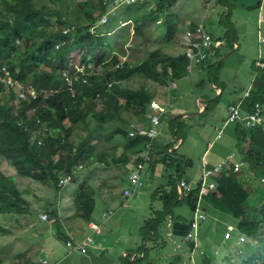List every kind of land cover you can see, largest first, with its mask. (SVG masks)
<instances>
[{
	"label": "trees",
	"instance_id": "1",
	"mask_svg": "<svg viewBox=\"0 0 264 264\" xmlns=\"http://www.w3.org/2000/svg\"><path fill=\"white\" fill-rule=\"evenodd\" d=\"M90 1L98 6L86 8L79 2L72 6L70 0H0L5 8L0 9V69L6 66L25 87L32 86L38 91L48 89L35 98L27 95L19 99L15 90L7 89L0 82V157L19 175L52 184L58 191L61 177L73 174L76 165L83 166L76 174L84 168L107 167L115 162L119 147L124 151L135 148L139 155L136 161L142 159L141 145L143 143L145 148L144 141L148 139L141 134L130 136V132L149 124L150 103L159 98L145 83L131 88L126 85L128 80L140 76L165 85L166 78L171 81L188 74V62L183 53L172 55L162 51L163 46L176 39L180 30L178 22L166 16L157 38L152 36L153 29L146 23L159 21L164 11L174 10L175 0H157V6L142 16L137 10L146 9L145 4L123 7L125 25L110 29L107 23L105 34L98 32L96 26L104 10L101 0ZM78 12L83 22H75ZM134 20L138 21L135 26ZM131 28L134 37L140 40L139 45L131 49L142 50L145 55L133 62L126 61L120 67L122 53L115 50L120 41L122 45L127 44ZM77 45L79 64L86 68L84 73L78 72L74 56L69 55ZM255 66L257 72L246 91L247 96L229 103L230 106L241 102L243 115L255 111L257 104H264V59L256 60ZM64 73L71 78V83ZM209 107L208 104L204 112ZM234 123L237 150L244 155L242 160L248 162L250 171H234L230 167L213 172L209 180L215 187L208 188L206 193L202 191V166L196 181L190 176L185 179L192 184L190 190L182 187V193L179 192L178 180L182 178L179 175L191 163L190 160L173 163V155H178L179 150L174 147L180 137L175 135L177 141L164 147L162 160L151 162L153 167L158 162L166 169L175 166L178 173L177 179L170 180V187L159 186L154 192L164 202L162 216L157 220L158 223L162 219L165 224L169 222L170 236L186 243L191 264L194 263L191 253L196 244H200V226L210 219L214 221L212 229L224 228L223 246L236 233H239V242H245V253L236 257L229 253L227 264H264V131L261 127L249 128L244 119ZM73 125L81 127L77 139ZM118 136L124 138L123 143ZM245 145L248 149L243 153ZM212 161L208 159L207 169H214L221 160ZM86 182L87 178L83 179L72 194L75 213L64 217L56 208L51 213L60 236L64 237L61 232L66 226L64 219L82 218L88 223L94 214L97 190ZM28 205L14 177L0 169V214L25 210ZM183 205L188 206L191 218L173 215V208ZM222 213L233 216L236 222L232 224L227 218L221 223ZM69 228L71 230L72 226ZM153 234L155 237L154 229ZM201 251L198 264H219L205 249ZM217 252L218 249L213 253ZM145 256L146 253L142 258ZM140 259L137 256L135 261Z\"/></svg>",
	"mask_w": 264,
	"mask_h": 264
},
{
	"label": "rangeland",
	"instance_id": "2",
	"mask_svg": "<svg viewBox=\"0 0 264 264\" xmlns=\"http://www.w3.org/2000/svg\"><path fill=\"white\" fill-rule=\"evenodd\" d=\"M152 1L143 3L146 9H138L137 14L145 15L148 10L156 7L157 5ZM77 2L86 8L98 6L93 5L90 0H70L72 6H75ZM258 3L259 0L258 2L257 0H211L210 6L205 8L201 6V0H175V9L164 11L161 20L146 22L153 29L154 38H157L163 29L162 21L167 18L166 16L178 22L179 33L176 39L162 47L164 53L182 54L181 40L183 41L184 34L197 24H203L211 34L215 47L210 61L204 66H196L191 73L180 79L170 81V78H164L170 81L168 84L165 82V85H162L140 76H133L126 83L131 88L145 83L155 92L154 94L159 96H156L157 98L164 101L167 100L168 85L172 81L178 84V87L171 91L173 95H176L175 108L168 107L162 116L160 134L153 141L152 160L146 163L142 170L143 185L139 187L135 195L130 197L128 206L122 205L124 201L122 193L129 184L127 175L133 169L137 159L138 153L133 150L124 151L122 147H119L114 156L116 160L112 161L111 165L96 166L90 170L84 168L76 174V178L61 187L60 191L56 190L52 184H44L19 175L4 158L0 157V169L6 175L14 177L18 188L29 203L25 210L0 214V264H32L33 262L43 264V258L48 259L49 264H77L75 259L81 256L90 260L93 257L97 258L94 259V264H171V262L191 264L188 260L186 243L165 232L167 229L165 227L170 223L165 226V220L162 219L159 223L157 220L162 216L164 202L154 195V192L159 186L170 187V180L177 179L178 173L175 166L173 169H166V166L157 169L153 167V164L151 166V162H156L160 156H165L164 147L170 143L173 144L177 141V137H180L182 141L179 140L178 155H173L175 158L173 163H182L183 160L184 162L190 160L191 163L184 168V173L179 175L182 177L178 180L179 185L180 180L189 176L196 181L201 166L204 167V160L207 158L215 162L219 159L224 161L227 158L230 159L233 152L236 156L239 155L240 160L244 158L236 146V124L227 122V118L229 103L234 96L243 93L244 88L252 84L257 72L255 62L264 59V16L262 21H259V13L262 17L264 10L258 7ZM0 9H5L2 3H0ZM123 11V7L116 9V16H112L109 22L110 29L125 25ZM130 14H133V11ZM74 20L77 23L80 20L83 22L79 12L76 13ZM137 23L138 21L134 20L132 24L135 26ZM105 27L106 25L98 26V32L107 33ZM130 33L131 37L127 44L122 45L120 41L115 51L122 53L120 58L125 57L127 61L133 62L144 57L145 54L142 50L131 49L139 45L140 40L134 37L133 28ZM238 45L241 47L238 48ZM78 51L77 45L69 55L72 54L73 62L79 64ZM217 86L223 90L220 96L216 92ZM199 100L210 106L204 113L198 111ZM149 114L150 111L148 116ZM73 130L74 137L77 139L81 127L73 125ZM117 138L120 139V143H123L124 138L119 136ZM141 147L140 152L143 155L145 151L143 143ZM244 147L243 153L248 149L247 145ZM230 161L236 162V160ZM241 169L245 172L250 171L247 161ZM85 178H87L86 183L97 190L96 208L91 220L105 227L107 236L114 243L113 248L104 252L102 258L99 248L91 249L89 254L68 248L66 238L57 233V227L51 218L54 208L59 209L60 215L64 217H69L76 212L72 194ZM123 178L124 181H121ZM43 213L48 214L47 221L42 220ZM178 214L188 218L191 216L187 205L174 207L173 215ZM222 215L224 219L221 223L226 222L227 218L232 220V224L236 222L233 216L223 213ZM63 223L68 228L74 224L81 225L78 228L77 241L82 240L90 232L95 242L89 243V246L96 247V243L101 242L103 245L107 243L101 235H96L93 229L88 232L82 218L64 219ZM213 223V219H210L204 226L203 223L201 224L199 249H205L213 261L219 264H227L226 256L229 253L231 257L242 256L245 253V242H239V233H236L233 239L223 246L224 242L221 238L224 228L212 229ZM153 229L155 237H153ZM216 249L218 252L214 254ZM124 251H130L129 259L123 256ZM145 253V258H142ZM137 256L141 259L135 261ZM196 259L199 260V255Z\"/></svg>",
	"mask_w": 264,
	"mask_h": 264
},
{
	"label": "built area",
	"instance_id": "3",
	"mask_svg": "<svg viewBox=\"0 0 264 264\" xmlns=\"http://www.w3.org/2000/svg\"><path fill=\"white\" fill-rule=\"evenodd\" d=\"M150 0H101L102 7L104 8L103 12L99 16L96 26H102L110 22L112 16H116V9L119 7L133 6L146 3ZM264 6V0H261V7ZM181 44L183 45V55L187 59L186 70L188 73H191L196 66H204L206 62L209 61L212 53V49L215 47L214 40L212 39L209 32L203 26V24L195 25L191 30H188L184 34L183 41L181 40ZM126 58L122 57L118 66L123 67L126 62ZM78 72L84 73L86 68L84 65L75 64ZM67 77V81L71 83V78L67 73H64ZM85 81H87L85 79ZM0 82L7 88L13 89L17 92L19 99H25L27 95H31L32 97H37L41 92H47L46 90L38 91L36 88L30 86L25 87L21 84V81L18 78H15L11 71L6 67L2 66L0 69ZM178 84L176 81H172L168 85V96L166 101H161L159 99H153L150 103L149 107V124L140 125L136 130L130 132V136H136L137 134H141L145 136L148 140L145 143V151L143 155H141L142 159L139 161H135L133 169L127 175L128 186L123 190L124 201L122 203L123 206H128V200L131 196L135 195L140 186L143 185L142 181V170L145 168L146 163L152 160L151 150L153 146V141L160 134V124L162 120L163 114L166 112L168 107L174 108V100L176 99L175 95L171 93L173 89H176ZM40 92V93H39ZM248 92H246L247 96ZM244 119L245 124L249 128L261 127L264 131V104H257L255 111L246 113L243 115L241 110V102H236L231 104L228 107V118L227 122H236L237 120ZM230 160H236V162H231ZM239 160V161H237ZM222 161V160H221ZM218 162L214 169H207L208 161L204 160V174L202 177V191L207 192L208 188H214L215 183L209 180V177L213 174V172H219L226 168L233 167L234 171H240L243 165V162L234 154H231L230 159H225L222 162ZM83 168L82 165H76L73 170V174H67L61 177L58 182L60 187H63L65 184L71 182L74 179V174H76L77 170H81ZM262 180L264 181V176H262ZM191 183H188L185 179L180 180L178 189L179 192L182 193V187L187 190H190ZM202 217V216H201ZM41 218L44 221L49 219L48 214H41ZM194 227L197 226L195 222L193 224ZM90 228L93 229L94 233L100 234L101 230L97 223H91ZM190 236V235H189ZM229 236L227 235L226 238ZM93 235L89 234L85 238L80 241L75 239H70L67 241V245L70 248L76 249L82 253L89 252V243H94ZM225 243V241H223ZM202 253V251H201ZM43 264H49L48 260H43Z\"/></svg>",
	"mask_w": 264,
	"mask_h": 264
},
{
	"label": "crops",
	"instance_id": "4",
	"mask_svg": "<svg viewBox=\"0 0 264 264\" xmlns=\"http://www.w3.org/2000/svg\"><path fill=\"white\" fill-rule=\"evenodd\" d=\"M157 0H153L152 2H156ZM201 2H202V4H201V6L203 5V7H205L206 8V6L207 7H209L210 6V4H211V0H201ZM257 2H258V0H257ZM259 6L258 7H260V9L261 10H264V6L263 7H261V0H259ZM260 9H259V11H260ZM259 15H260V18H259V21H262V19H263V16L264 15H262V17H261V14L259 13ZM210 34V33H209ZM211 35V34H210ZM212 37V36H211ZM236 44V43H235ZM241 47V45H238V48H240ZM213 53V52H212ZM211 56H212V54H211ZM210 61V60H209ZM208 61V62H209ZM258 64L260 65L261 63H259L258 62ZM255 76V75H254ZM254 79V78H253ZM170 82V81H169ZM168 82V83H169ZM167 83V84H168ZM249 87L250 86H248V87H246V88H244V90H243V93H241V94H238V95H236V96H234V99L232 100V101H234L235 99L237 100V99H239V98H241V97H243V96H245L246 95V91L249 89ZM223 90L219 87V86H217V93H221ZM157 96V95H156ZM157 97H159V96H157ZM175 97H176V95H175ZM159 100H161V101H164L163 99H159ZM207 104H205L202 100H199V107H198V111H200V113H204V111L206 110V106ZM175 108V107H174ZM186 116L188 115V114H185ZM180 140V139H179ZM179 140H178V142H177V144L175 145V147L174 148H177V146H178V144H179ZM182 140H180V142H181ZM144 144H145V141H144ZM171 144V143H170ZM133 151H135V148L134 149H132ZM138 155V154H137ZM239 156V155H238ZM224 157V156H223ZM164 158V155L163 156H160L159 157V159L160 160H162ZM138 159V158H137ZM136 162H134V164H135ZM152 166V165H151ZM155 167L158 169V168H160V167H163L162 166V163H157V165H155ZM96 198H97V196H96ZM95 212V211H94ZM192 217V215L190 216V218ZM91 223H97L98 224V226L100 227V230H102V232L100 233V234H96V235H101L102 236V238L103 239H105L106 240V242L107 243H105L104 245L100 242L99 244L98 243H96L97 244V246L96 247H92V246H90L89 247V252L88 253H84V254H89L90 252H91V249H96V248H99V251L101 252L100 254H101V258L103 257V254H104V252H106V251H108L110 248H113V245H114V243L113 242H111V240L109 239V237L107 236V232L104 230V228L105 227H103L102 225H100L97 221H93V220H91L90 219V221H88V223H86L85 222V228L88 230V232H89V230L91 229L90 228V224ZM167 223H169V222H167ZM166 223V224H167ZM166 224H165V226H166ZM66 225V224H65ZM81 225H79V224H74L73 226H72V229L70 230V228H68L67 227V225L65 226V230H62L61 232H62V234L64 235V237L66 238V245H67V241L68 240H70V239H76L77 237V235L79 234V232H78V228L80 227ZM83 227V226H82ZM165 228H167L166 229V233L167 234H169L170 233V231H169V227L168 226H166ZM71 231V232H70ZM76 231V232H75ZM75 232V234H71V233H74ZM78 233V234H77ZM88 234H91L90 232L88 233ZM65 235H67V236H65ZM83 235H84V233H83ZM83 237V236H82ZM85 237V236H84ZM83 237V238H84ZM80 239H82V238H80ZM93 239H94V241H95V238L93 237ZM100 239V238H99ZM77 240V239H76ZM68 246V245H67ZM196 248L194 249V251L191 253V256H190V258L192 257V260H193V262L194 263H196L198 260L196 259V256L197 255H199V259H200V250H203L202 248H200L199 249V247H200V244H196ZM68 248H70L69 246H68ZM71 249V248H70ZM72 250V249H71ZM73 251V250H72ZM131 251V250H130ZM129 251V252H130ZM199 251V252H198ZM79 252V251H78ZM128 251H124L123 252V256L124 257H128V255H130V253H129ZM195 252V253H194ZM82 253V252H81ZM198 253V254H197ZM80 256H81V254L80 253H78ZM136 256V255H135ZM170 255L168 254V257H169ZM43 259H46V258H43ZM94 259H97V258H95V257H93L91 260L89 259V258H86V257H83V256H81V257H76V262H77V264H79V263H82V264H94ZM48 260V259H47Z\"/></svg>",
	"mask_w": 264,
	"mask_h": 264
},
{
	"label": "bare ground",
	"instance_id": "5",
	"mask_svg": "<svg viewBox=\"0 0 264 264\" xmlns=\"http://www.w3.org/2000/svg\"><path fill=\"white\" fill-rule=\"evenodd\" d=\"M237 156H238V155H237ZM238 158H239V156H238ZM239 159H240V158H239ZM241 161L243 162V165H244V161H243L242 159H241ZM243 165H242V166H243Z\"/></svg>",
	"mask_w": 264,
	"mask_h": 264
},
{
	"label": "clouds",
	"instance_id": "6",
	"mask_svg": "<svg viewBox=\"0 0 264 264\" xmlns=\"http://www.w3.org/2000/svg\"><path fill=\"white\" fill-rule=\"evenodd\" d=\"M43 260H45V259H43ZM43 262V261H42Z\"/></svg>",
	"mask_w": 264,
	"mask_h": 264
}]
</instances>
